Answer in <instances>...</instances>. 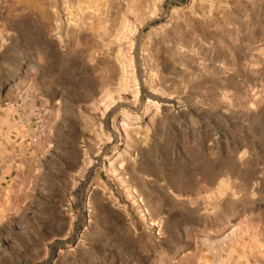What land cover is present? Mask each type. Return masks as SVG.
<instances>
[{"label":"rangeland","instance_id":"rangeland-1","mask_svg":"<svg viewBox=\"0 0 264 264\" xmlns=\"http://www.w3.org/2000/svg\"><path fill=\"white\" fill-rule=\"evenodd\" d=\"M0 264H264V0H0Z\"/></svg>","mask_w":264,"mask_h":264},{"label":"bare ground","instance_id":"bare-ground-1","mask_svg":"<svg viewBox=\"0 0 264 264\" xmlns=\"http://www.w3.org/2000/svg\"><path fill=\"white\" fill-rule=\"evenodd\" d=\"M103 34H105V33H103ZM111 165V164H110ZM116 167H113V169H115ZM223 239V238H222Z\"/></svg>","mask_w":264,"mask_h":264},{"label":"built area","instance_id":"built-area-1","mask_svg":"<svg viewBox=\"0 0 264 264\" xmlns=\"http://www.w3.org/2000/svg\"><path fill=\"white\" fill-rule=\"evenodd\" d=\"M36 139L34 138L33 141H35Z\"/></svg>","mask_w":264,"mask_h":264}]
</instances>
